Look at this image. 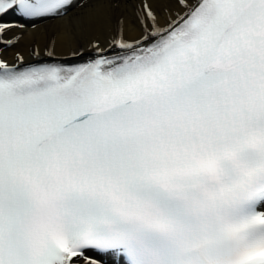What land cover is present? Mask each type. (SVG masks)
<instances>
[{"label":"snow or ice","instance_id":"6c2138e0","mask_svg":"<svg viewBox=\"0 0 264 264\" xmlns=\"http://www.w3.org/2000/svg\"><path fill=\"white\" fill-rule=\"evenodd\" d=\"M0 264H264V0H0Z\"/></svg>","mask_w":264,"mask_h":264},{"label":"bare ground","instance_id":"6f19581e","mask_svg":"<svg viewBox=\"0 0 264 264\" xmlns=\"http://www.w3.org/2000/svg\"><path fill=\"white\" fill-rule=\"evenodd\" d=\"M106 34V26L101 28L99 24H94L91 27H82L80 22L70 15L67 19L51 21L40 25L37 29L27 30L21 41L20 50L28 58L27 53L33 43L38 44L43 49L45 44L55 39L57 51H68L81 43H87L98 35L103 39ZM11 55L10 52L9 58Z\"/></svg>","mask_w":264,"mask_h":264}]
</instances>
